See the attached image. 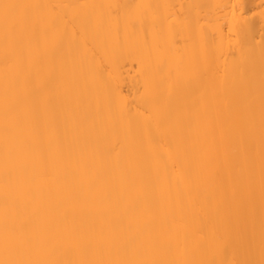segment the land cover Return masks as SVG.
<instances>
[{
  "label": "bare ground",
  "instance_id": "6f19581e",
  "mask_svg": "<svg viewBox=\"0 0 264 264\" xmlns=\"http://www.w3.org/2000/svg\"><path fill=\"white\" fill-rule=\"evenodd\" d=\"M0 264H264V0H0Z\"/></svg>",
  "mask_w": 264,
  "mask_h": 264
}]
</instances>
